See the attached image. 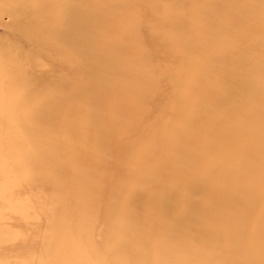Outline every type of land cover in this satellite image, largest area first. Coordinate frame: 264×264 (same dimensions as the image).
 Returning <instances> with one entry per match:
<instances>
[{
    "label": "rangeland",
    "instance_id": "rangeland-1",
    "mask_svg": "<svg viewBox=\"0 0 264 264\" xmlns=\"http://www.w3.org/2000/svg\"><path fill=\"white\" fill-rule=\"evenodd\" d=\"M264 0H0V264H264Z\"/></svg>",
    "mask_w": 264,
    "mask_h": 264
},
{
    "label": "bare ground",
    "instance_id": "bare-ground-1",
    "mask_svg": "<svg viewBox=\"0 0 264 264\" xmlns=\"http://www.w3.org/2000/svg\"><path fill=\"white\" fill-rule=\"evenodd\" d=\"M259 47H263V49H264V42H263V44L262 45H258Z\"/></svg>",
    "mask_w": 264,
    "mask_h": 264
}]
</instances>
